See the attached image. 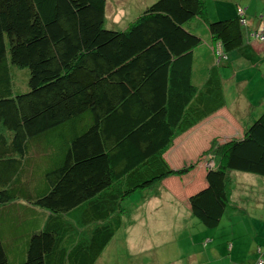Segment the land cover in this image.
Instances as JSON below:
<instances>
[{"label": "trees", "instance_id": "16d2710c", "mask_svg": "<svg viewBox=\"0 0 264 264\" xmlns=\"http://www.w3.org/2000/svg\"><path fill=\"white\" fill-rule=\"evenodd\" d=\"M248 7L211 21L205 0H152L120 27L107 0H0V225L24 218L16 246L0 232V264H98L156 186L189 187L185 209L206 229L241 211L233 174L264 177V111L241 137L213 141L204 165L174 169L163 154L225 106L220 66L244 45L242 24L253 28ZM254 17L248 45L264 42V8ZM194 20L211 38L195 80Z\"/></svg>", "mask_w": 264, "mask_h": 264}, {"label": "rangeland", "instance_id": "374dc122", "mask_svg": "<svg viewBox=\"0 0 264 264\" xmlns=\"http://www.w3.org/2000/svg\"><path fill=\"white\" fill-rule=\"evenodd\" d=\"M142 1H146V5H142ZM151 1L108 0L106 11L108 26L125 27ZM260 1L205 0L208 20L214 21L217 17L235 15L237 6L241 2L242 7L249 6L248 23L251 17L254 23L253 28L251 26L249 28L246 22L242 24L244 45L230 52L228 64L220 66L225 106L189 131L174 138L171 147L163 154L172 168H181L185 164L194 162L195 167L204 165L208 156L209 159L213 157L207 150L213 141L222 143L234 137H241L243 129L264 111V58L260 60V56H264V42L253 41L260 44L263 49L256 48L254 43L247 44V32L254 29L258 22L254 16H259L264 8V2L261 4ZM192 29L202 38L201 44L195 51L197 56L193 67L195 80L206 73L204 67L208 65L207 58L205 56L202 59L198 58V51H201V55L209 53L211 38L204 20H194ZM217 54L219 53L214 51L215 58ZM208 55L211 57L210 53ZM207 163L209 166L213 165L212 160ZM190 174L183 177L182 181L188 180ZM176 178L178 177L173 176L170 179L176 181ZM233 179L231 205L236 204L235 206L241 211L229 210L228 217H225L217 229H206L197 219L189 215L184 201L189 187L185 193L177 194L167 189V185L156 186V191L148 192L151 197L141 208H133L130 215L128 212L122 214L123 224L113 242L106 247L98 264H258L260 260L264 263V231L257 235L251 228L255 226L264 229V177L234 173ZM196 184L194 183L193 187ZM163 187L165 189L161 191ZM140 195V193L136 194L134 201ZM8 214L9 212L6 214V219L1 222L0 232L4 237V243L7 238L8 243L13 247L17 245L23 233L24 218L20 215L21 211H16L12 216ZM130 218H133L131 223L128 220ZM212 233H216V239L221 243L220 257L218 252L215 254L216 251L206 250L204 247V241L211 240L208 235ZM236 236L237 245L230 252L227 244L231 243V237ZM208 244L211 242L209 241ZM259 247L262 251H258Z\"/></svg>", "mask_w": 264, "mask_h": 264}, {"label": "crops", "instance_id": "0c3cea01", "mask_svg": "<svg viewBox=\"0 0 264 264\" xmlns=\"http://www.w3.org/2000/svg\"><path fill=\"white\" fill-rule=\"evenodd\" d=\"M108 1V0H107ZM150 0H148V2H149ZM143 3H142V5L143 4H145L146 5V1H142ZM144 5V6H145ZM107 10H108V4H107ZM256 41V40H255ZM251 43H254V46L256 47V48H259V49H263V47L260 45V44H258V43H256V42H253L252 40H251ZM239 190V189H238ZM237 190V191H238ZM240 191V190H239ZM236 205V204H235ZM238 212V211H237ZM230 218H228V220H229ZM249 223V222H248ZM248 223H247V226L249 227V225H248ZM255 232H256V234L257 235H260V233H261V231H264V229H261V228H256L255 226H252L251 227ZM255 228V229H254ZM207 233H211V232H207ZM208 236H210L212 239L211 240H209L210 242H211V244H208V242H205L204 241V247L206 248V250H211V251H216L215 252V254L218 252L219 253V256L218 257H220L221 256V252H220V250L222 249V247H220V245H221V243L220 242H218L217 240L218 239H216V233H212V234H210V235H208ZM235 236V235H234ZM238 237L236 236V237H234V238H232L231 237V243H229V244H227V247H228V249H229V251L230 252H232V250H233V248L237 245V241H238V239H237ZM206 240H208V239H206ZM220 244V245H219ZM258 251H262V248L261 247H259L258 248ZM214 255V254H213ZM261 255V254H260ZM214 256H216V255H214ZM217 257V256H216ZM231 259H232V255H231V257H230ZM264 264V263H263Z\"/></svg>", "mask_w": 264, "mask_h": 264}, {"label": "built area", "instance_id": "2783aa9c", "mask_svg": "<svg viewBox=\"0 0 264 264\" xmlns=\"http://www.w3.org/2000/svg\"><path fill=\"white\" fill-rule=\"evenodd\" d=\"M259 264H261V262Z\"/></svg>", "mask_w": 264, "mask_h": 264}]
</instances>
